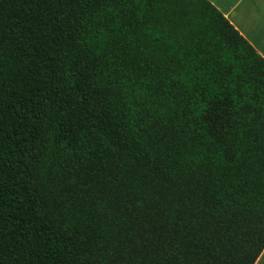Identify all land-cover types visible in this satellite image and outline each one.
<instances>
[{"label": "trees", "instance_id": "trees-1", "mask_svg": "<svg viewBox=\"0 0 264 264\" xmlns=\"http://www.w3.org/2000/svg\"><path fill=\"white\" fill-rule=\"evenodd\" d=\"M264 59L209 0H0V264H253Z\"/></svg>", "mask_w": 264, "mask_h": 264}, {"label": "crops", "instance_id": "crops-1", "mask_svg": "<svg viewBox=\"0 0 264 264\" xmlns=\"http://www.w3.org/2000/svg\"><path fill=\"white\" fill-rule=\"evenodd\" d=\"M264 59V0H209ZM253 264H264V248Z\"/></svg>", "mask_w": 264, "mask_h": 264}]
</instances>
